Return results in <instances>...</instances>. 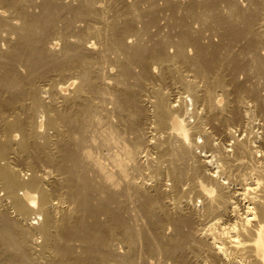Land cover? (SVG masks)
<instances>
[{"label":"bare ground","instance_id":"1","mask_svg":"<svg viewBox=\"0 0 264 264\" xmlns=\"http://www.w3.org/2000/svg\"><path fill=\"white\" fill-rule=\"evenodd\" d=\"M206 21L264 79V0H0V264H264L258 94Z\"/></svg>","mask_w":264,"mask_h":264},{"label":"rangeland","instance_id":"2","mask_svg":"<svg viewBox=\"0 0 264 264\" xmlns=\"http://www.w3.org/2000/svg\"><path fill=\"white\" fill-rule=\"evenodd\" d=\"M242 1H245V0H242ZM207 22H208V21H206V23L202 24L203 26L201 25L202 28H203V30H204V28H205V30L208 29V31H206V32L204 31V33H207V34H206V38H204L203 40H204L206 43H208V41H209L210 39H211V40L213 39L212 41H216V42H218V43H219V40H220V42L223 40L222 42H223V44H224L225 47L221 45V48L219 49V52H220L221 56L224 54L225 57H226V56H228V57L230 56L229 58H231V59H230L231 61H232V59L234 60V62H232V64L230 63L231 61H230L229 63L231 64V68L236 67L237 73L240 72L239 74L236 73V74H237V77H238V80L240 81V79H241V80L243 81V79H244L243 82H244V83L246 82V83H245V84H242V85L245 86V87H248V83H249V85H250L249 88H250V87H251L252 89L254 88L253 90L255 91V93L258 94L257 96H253V94H252V92H251V90H250V93H251L250 96H251V98H252V96H253V100L255 101V102H254V101H251V102H253V103L256 104V106H257V104H259V103H256V102L259 101L260 104L262 105V107H260V105H259L258 110H255L254 108H255L256 106L253 105V103H252V107H251L252 110H250L251 112H250V111L248 112L250 115H248V116H249V117H248L249 120L246 121L247 125L245 126V124H243L244 122H242V124H241V123L233 124L232 127H233V129H234V132H235L236 136H237V134H238V135L240 134L239 136H237V138H241V140H242V139H243V140L246 139L247 141H250V140H251V142H253L252 140H255V139H256L257 142H256V143L253 142L254 144H256V145H257V144H258V145H261L262 141H263V144H264V140H263L264 136H263V133H262V135H261V131L264 130L263 127L261 128V126H264V125H263V124H264V123H263V122H264V110H263L264 103L262 104V101L264 100V99H263V97H264V94H263V93H264V87H263L264 84H263V83H264V82H261V79H262V81H263L264 79L261 78V77H259V78L257 79L258 74L255 75V71H256L255 68H253L249 63H248V64L246 63L247 60H248L249 58H248V56H247V55H248L247 50H246L245 48H243L244 40H242V39H240V38H237V39L235 38L236 40H233V37H232L231 33H229V32H228V33H229L231 36H229V35H225V36H224V39H223L222 36L219 37L220 34H221L220 31H221V32L223 31V30H222L223 28L220 27L221 25H218V24L212 22V25H211V26H212L213 28H211V27L209 28V26H210V24H211V21H209L210 24H208ZM205 24H206V25H205ZM207 25H208V26H207ZM216 25H217V26H216ZM205 26H206V27H205ZM214 26H216V27H218V28H216V27H214ZM155 27H156V26H155ZM155 27H154V28H155ZM207 27H208V28H207ZM221 28H222V29H221ZM164 29L167 30L168 28L166 27V28H164ZM210 29H211V31H209ZM174 30H177V29L175 28ZM212 30H213L214 32H213ZM217 30H220L219 33H218ZM162 31H163V32H162ZM162 31H160L161 33H160L159 35H163L162 33H166L165 30H162ZM210 32H212L213 35H212ZM215 32H217L218 34L215 33ZM209 33H210V34H209ZM222 33H223V32H222ZM208 34H209V38H210V39L208 38ZM159 35H157V36H159ZM210 35H212V38H211ZM217 35H219V36H217ZM157 36H156L155 38H157ZM233 36H234V35H233ZM218 37H219L220 39H219ZM221 38H222V39H221ZM227 38L229 39V43H230V41H231V42L236 46V48L232 47L234 50L230 47V46L233 45V44H232V43L229 44L228 41H227ZM93 39H94V38H93ZM208 39H209V40H208ZM214 39H215V40H214ZM238 39H239V40H238ZM148 40H149V39H148ZM237 40H238V41H237ZM241 40H242V41H241ZM152 41H153V40H149L150 43H151ZM224 41H225V42H224ZM240 41H241V42H240ZM222 42H221V43H222ZM240 45H241V47H239ZM59 46H60V45H59ZM100 46H102V45H101V44H100V45L98 44V45H97V49H98V48L100 49ZM226 46H227V47H226ZM228 47H229V48H228ZM238 47H239V48H238ZM170 48H171V47H170ZM223 48H224V49H223ZM189 49H191V47H190ZM236 49H238V50L236 51ZM242 49H243V51H242ZM230 50L232 51L231 53H230ZM245 50H246V51H245ZM221 51H222V52H221ZM234 51H235L236 53L233 54L234 57L232 58L231 55H232V53H233ZM224 52H225V53L227 52L226 55H225ZM244 52H245V54H244ZM228 53H229V54H228ZM242 53H243L245 56H244ZM230 54H231V55H230ZM235 55L237 56L236 59H239V56H240V58H241V56H242V58L239 59V60H241V61H240L241 64H240V62L235 61ZM224 56H223V57H224ZM245 57H247L248 59H246ZM248 62H249V60H248ZM233 63H236V65L233 64ZM237 63H238V64H237ZM232 65H233L234 67H232ZM240 65L243 66V67H241V69L239 68ZM237 66H239V67H237ZM249 66H250V67H249ZM248 67H249V68H248ZM237 68H238L239 70H238ZM252 68H253V69H252ZM158 69H159V68H157V70H158ZM246 69H248V70H246ZM236 70H235V72H236ZM241 70H242V71H241ZM243 70H244V71L246 70V71L244 72ZM160 71H161V70H159V73H160ZM187 71H188V70H186V72H187ZM250 71L253 73V75L251 74ZM253 71H254V72H253ZM246 72H247V73H246ZM256 72H257V71H256ZM187 73H190V72L188 71ZM190 74H191V73H190ZM248 74H249L250 76H249ZM238 75H239V76H238ZM245 75H246V76H245ZM251 75H252L253 78L251 77ZM254 75H255V77H254ZM256 76H257V77H256ZM161 77H162V76H161V74H160V78L158 77L156 80L154 79V80L152 81V85H153V84L155 85L156 83H158V85H157V86L155 85V87L159 88V87L162 86L160 89L168 90V92H169V90H172V91H171V95H170V96H171V99H170V100H171V101L173 100V101H175V102H176V100H177L178 102H183L184 104L179 103V105H180L181 107L184 106V107L182 108V109H184V108H185V105L187 106V104H185V102L182 101V100H180V99H179V100H180V101H179L178 98L181 97V96H185L187 93L185 92L186 90H184V89H185L184 86H180V85H182V83L179 84L180 79H177L178 83H177V81H175L176 84H174V83H173L174 81H173V82H172V81H168V82H166V81H163ZM242 77H243V79H242ZM249 79H250V80H249ZM248 80H249V82H248ZM255 80H256V81H255ZM258 80H260V81H258ZM242 81H240V83H243ZM252 81H253V82H252ZM170 82H171L173 85H175V86L173 87V85H172ZM180 82H181V81H180ZM257 82H259V83L257 84ZM159 83H160V84H159ZM169 83H170V84H169ZM261 83H262V85H261ZM161 84H162V85H161ZM178 84H179V85H178ZM253 84H254V85L257 84L259 87H260V86H261V87L258 88L257 85H255V87H254ZM160 85H161V86H160ZM163 85H164V88H163ZM169 85H170V86H169ZM171 85H172V87H171ZM251 85H252V86H251ZM179 87H180V88H179ZM256 87H257V88H256ZM166 88H167V89H166ZM261 88H262V90L260 91ZM176 89H177V91H176ZM256 89H258V91H256ZM67 90H68V89H64L65 92H67ZM68 91H69V90H68ZM174 92H176V93H174ZM178 92H180V93H178ZM259 94H260V95H259ZM179 95H180V96H179ZM261 95H262V96H261ZM177 96H179V97H177ZM259 96H260V97H259ZM172 97H173V99H172ZM174 97H175V99H174ZM256 97H257V98H256ZM176 98H177V99H176ZM255 99H256V100H255ZM261 100H262V101H261ZM186 101L188 102V108H190V110H191L192 106H191V101L189 100V97H187V100H186ZM175 102H174L173 104L178 105V102H176V103H175ZM187 102H186V103H187ZM182 105H183V106H182ZM189 105H190V106H189ZM256 108H257V107H256ZM259 108H260V109L262 108V109L259 110ZM191 111H192V110H191ZM252 111H254V112L252 113ZM256 111H258V112H257V113H258L257 116H258L259 118H260L261 116H263V118L261 117V118L259 119V118L256 116V113H255ZM259 112H260V114H259ZM262 113H263V114H262ZM251 114H252V115H251ZM253 115L256 116V118H255V117L253 118ZM250 116H251V117H250ZM191 117H193V116H191ZM191 117H190V120H191ZM252 118H253V119H252ZM193 119H194V118H193ZM251 119H252V120H251ZM257 119H258V121H257ZM261 119H262V121H261ZM191 121H192V120H191ZM251 121H252V124H250V127H251V128L254 127V128L256 129V131H255L254 128H253L254 130L252 131V129L249 127V124H248V123L251 122ZM254 122H255V124H254ZM257 122H258L259 124H258ZM261 123H262V124H261ZM237 124H238V126H236ZM241 125H243V126H241ZM256 125H258V127H257ZM259 125H260V127H259ZM234 126H235V127H234ZM239 126H240V129H239V130H241V128L243 129L244 127H245V128L248 127L247 129H248L251 133L254 134V132H255L256 134L253 135V134H251V133L249 132V134H250V135H249V134H247L248 131H245L244 129L241 130L242 132H239V131H237L238 128H239ZM235 128H236V130H235ZM249 128H250V129H249ZM247 129H246V130H247ZM260 129H261V130H260ZM244 131L246 132L247 135L245 134ZM258 131H260V133H259ZM237 132H238V133H237ZM242 133H243L245 136H243ZM257 135H259L258 137L261 136L262 138H261V137H260V138H261L262 140L259 139V138L257 139ZM240 136H241V137H240ZM242 136L245 137V138H243ZM247 136H249L250 139H249ZM221 137H222V138H220V140H219V142H220V143H219V146H221V148H222L221 150H223V147H224L225 143H227V144H226L227 146H225L224 149H227V147H228V149H229V147H230V148L232 147V148H231L232 150L230 151V149H229L228 152H229V154H230L231 156H233V155H232V154H233L232 152H233V148H234V147H233L232 145H229V144H231V143L233 142L234 138H231V137L228 138V141H229V142L231 141V142L229 143V142L226 141L227 138L223 141V139H224L225 137H223V136H221ZM246 137H247V138H246ZM254 137H255V139H254ZM199 139H200V138L198 137L197 140L199 141ZM221 139H222V140H221ZM258 140H259L260 143L258 142ZM222 142L224 143L223 145H222ZM263 144H262V145H263ZM228 145H229V146H228ZM262 145H261V146H262ZM222 146H223V147H222ZM263 148H264V145H263ZM228 149H227V150H228ZM197 150L199 151L200 148L197 149ZM208 153H210V152H208ZM231 153H232V154H231ZM217 154H219V152H217ZM216 157H218V158H216ZM216 157H215V159H217V161L214 160V158H213L214 163H213V166H212V167H216V166H217L218 164H220V162L222 161V160H220V161L218 160V159H219V156H216ZM209 158H210V157H209ZM254 159H255V162H256V161H257V158H254ZM262 161H263V160H262ZM262 161H261V162H262ZM217 162H218V163H217ZM261 162H260V160H259V161H257L256 163H257V164H259V163H260V164H263V163H264V162H263V163H261ZM216 163H217V164H216ZM235 182H236V181H234V183H235ZM237 183H238V181L236 182V184H234L236 187L239 185V183H238V184H237ZM235 186H234V187H235ZM198 199H199V198L197 197V200H198ZM166 264H167V263H166Z\"/></svg>","mask_w":264,"mask_h":264}]
</instances>
